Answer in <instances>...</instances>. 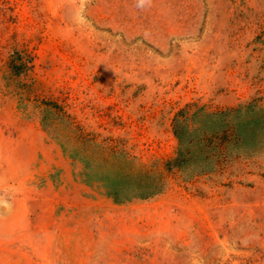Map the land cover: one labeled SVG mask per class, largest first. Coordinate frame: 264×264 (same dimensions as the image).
<instances>
[{
    "label": "rangeland",
    "instance_id": "1",
    "mask_svg": "<svg viewBox=\"0 0 264 264\" xmlns=\"http://www.w3.org/2000/svg\"><path fill=\"white\" fill-rule=\"evenodd\" d=\"M248 104L166 169L177 111ZM0 201V264H264V0H0Z\"/></svg>",
    "mask_w": 264,
    "mask_h": 264
},
{
    "label": "trees",
    "instance_id": "2",
    "mask_svg": "<svg viewBox=\"0 0 264 264\" xmlns=\"http://www.w3.org/2000/svg\"><path fill=\"white\" fill-rule=\"evenodd\" d=\"M254 107L248 104L207 111L199 106L177 111L172 122L177 148L175 155L166 161V169H178L188 176L211 172L238 151L247 149L250 121L244 116Z\"/></svg>",
    "mask_w": 264,
    "mask_h": 264
},
{
    "label": "clouds",
    "instance_id": "3",
    "mask_svg": "<svg viewBox=\"0 0 264 264\" xmlns=\"http://www.w3.org/2000/svg\"><path fill=\"white\" fill-rule=\"evenodd\" d=\"M136 8L144 10L146 7H150L152 0H134ZM0 205L4 207H9L6 203L0 201Z\"/></svg>",
    "mask_w": 264,
    "mask_h": 264
}]
</instances>
